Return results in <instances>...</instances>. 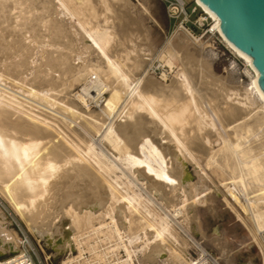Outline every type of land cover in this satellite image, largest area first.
Masks as SVG:
<instances>
[{
    "label": "bare ground",
    "instance_id": "obj_1",
    "mask_svg": "<svg viewBox=\"0 0 264 264\" xmlns=\"http://www.w3.org/2000/svg\"><path fill=\"white\" fill-rule=\"evenodd\" d=\"M195 2L219 31L218 18ZM129 7L131 0H0V192L30 230L66 255L62 264H105L120 249L127 264L139 253L152 263L167 250L182 263L183 238L180 244L170 218L152 205L155 199L167 205L178 198L172 215L184 214L187 202L197 197L186 177V161L202 170V154L211 167L218 153L213 145L220 138L219 151L234 154L238 164L222 183L226 203L250 221L251 235L264 251V161L244 150L236 131L254 109L264 113L251 59L222 36L254 71L246 87L229 86L196 56L193 44L199 40L186 32L191 42L186 37L163 48L169 64H181L172 83L141 77L145 55L138 44L127 47L136 39L134 30L123 29L122 41L116 30L124 27ZM142 11L150 15L148 7ZM132 59V65L125 63ZM77 84H83L87 96L94 89L96 98L109 92L108 117L120 110L121 120L110 124L100 140L114 150L113 158L92 138L82 139L73 129L66 131L75 137L64 133L66 122L59 126L60 117L70 124L83 118L85 134L102 127L103 118L101 123L97 117L98 124L95 117L88 121L69 97ZM138 182L152 196L136 193ZM5 216L0 211V254L21 255L22 241ZM104 243L113 244L103 249ZM200 253L195 264H217L205 250Z\"/></svg>",
    "mask_w": 264,
    "mask_h": 264
},
{
    "label": "rangeland",
    "instance_id": "obj_2",
    "mask_svg": "<svg viewBox=\"0 0 264 264\" xmlns=\"http://www.w3.org/2000/svg\"><path fill=\"white\" fill-rule=\"evenodd\" d=\"M184 1L188 4V9L191 10L194 6V0ZM144 6L148 7L150 15H146L142 11ZM129 9L126 10L127 12L124 10V27L121 28L122 26H119L116 30L121 41L123 40V29L124 32L128 31V28L134 30V39L136 38L134 43H130L131 45L128 43V45H126L127 47L130 46L129 48L133 45H139V54L141 55L142 53V56L145 55L144 59L147 60V64H145L140 74L141 77H149L165 86L171 84L180 72L181 64L178 61H174L173 65L169 64L167 59H165L166 54L163 53V51L169 42L177 44L179 41L185 40L186 37L191 42L192 39L186 34V32H189L187 30L190 29L192 33L189 32V36H193L197 38V41H200L193 44L196 49V56H201L209 62L210 70L215 77H219L221 81L223 80L222 82L229 86L237 85L236 87H246L249 84V75L246 73V68H248V66L244 59V61L241 60L242 58L231 48L229 49L235 55L230 54L222 46L214 43V41L205 34V30L198 29L190 23L182 25V18H171L169 8L164 0H131V7H129ZM199 15L200 13L198 11L191 15L190 19L194 21ZM98 20L101 21L102 17H99ZM113 47L112 51L116 52V47H114V49ZM117 50H119V47H117ZM122 54L124 56V53H119V55ZM133 55L134 54H132V57H134ZM237 56L240 59H238ZM125 63L127 65H132L133 59L125 60ZM130 69L132 70L133 68L130 67ZM82 86L83 84H77L72 88L69 97L71 96L70 98L80 107V112L87 117V119H90L88 121L91 122V119L94 120L95 118L94 123L98 124L99 121L101 123L104 121L100 124L102 127L98 130L97 134H85L86 131H84L81 126L83 124L81 123V120L83 122V118H80L81 120L75 119V123L70 124V122L60 117L59 120L61 121L59 122V126H62V124L60 125L62 121L66 122V125L61 127V129L63 128L62 130L65 131L64 133L69 134L70 131L66 130L73 129L76 135L80 136L82 139L86 138L85 140H87L89 138L88 141H90V138H92L98 149L101 148L103 151L107 150V153L105 151L104 153H106L108 157L113 158L114 150L108 144L102 143L100 140L110 124H114L115 126L121 120L119 119L120 117H118L120 110H116L113 114L114 116L110 115L111 117H108L104 111L106 109V102L110 97L109 92L96 98V89L93 90L91 96H87L82 92ZM78 94L84 98L85 103L75 96ZM261 112L259 108L254 109L250 114L251 116H247L244 123L236 128V131L238 135L242 137L241 142L245 148L243 149L245 151L248 149L247 151L250 152V156L261 157V160L263 159L262 161H264V156L262 155L264 152V113ZM97 117H100V119L96 122ZM102 118L104 119L103 121ZM248 129L250 130L248 131ZM72 133L73 132H71L70 135H72ZM72 136L75 137V135ZM219 139L220 138H218V141L215 142L214 145L212 144L213 150L218 152L216 153L217 156L215 155L217 163L215 161L211 167L206 166L207 160L205 159V155L202 156V154L199 155V162L203 168L202 170L194 163L186 161V177L188 178L189 184H192L194 195H197V197L195 201L189 200V202H187L188 207H186L187 211L184 209V214L178 217L173 216L174 208L172 210L171 206H174V203L178 202V198V200L175 199L173 204L167 205L164 204L165 202L154 198L153 208H155L161 216H166L167 214L168 218H170L169 220L173 223V225H171L177 236L183 238V244L182 239H178L180 244H182L179 246L186 251L183 253L184 260L182 263L174 261L170 255V251L166 249L167 254H165L163 258L152 263H148L144 255L139 253L137 256H134L132 264H195L202 259L200 253L201 249L210 254L211 257L216 260L217 264H264L262 243L259 238H257V240L253 239L249 229L251 224L250 221L248 219H240L226 203L225 198L227 197L222 183L230 177L234 170L233 168L238 164H236L237 160L234 154L232 158L231 152L228 153L227 151L225 152V150L219 151L222 147V143ZM117 175H120L119 171ZM122 179L125 182V178L123 177ZM138 183L139 185L134 187L136 193L138 192L144 197L152 196L145 186H142L140 182ZM217 187L219 190H216ZM250 191H254V189ZM7 198L10 200L7 195L4 197L0 192V211L6 215L5 217L8 220L9 230L15 234L17 239L22 241L21 251L27 250L31 253L37 264H39V262L42 264H62L66 255L54 252L55 250L47 245L44 238H39L40 236H38L39 234L36 231L30 230L29 224L15 212L16 210L13 204H10L11 201H8ZM194 202H196V204ZM185 212L187 213L185 214ZM112 244L113 243H104L102 248L104 249V247H109ZM4 253L0 254V262L17 255L11 251ZM126 259L125 251L120 249L109 254L107 263L105 262V264H116L117 262L127 264L124 262ZM205 264H212V262L206 261Z\"/></svg>",
    "mask_w": 264,
    "mask_h": 264
},
{
    "label": "water",
    "instance_id": "obj_3",
    "mask_svg": "<svg viewBox=\"0 0 264 264\" xmlns=\"http://www.w3.org/2000/svg\"><path fill=\"white\" fill-rule=\"evenodd\" d=\"M219 20L220 34L249 57L264 97V0H198Z\"/></svg>",
    "mask_w": 264,
    "mask_h": 264
},
{
    "label": "built area",
    "instance_id": "obj_4",
    "mask_svg": "<svg viewBox=\"0 0 264 264\" xmlns=\"http://www.w3.org/2000/svg\"><path fill=\"white\" fill-rule=\"evenodd\" d=\"M164 1L167 7L169 8V14L171 18L173 19L182 18V23H181L182 25L190 23L192 26L198 29L205 30V34H207L214 41V43L222 46L230 54L235 55L228 48V46L226 45L219 31L217 29H214V20L208 14H206L204 11L201 10V8L197 5L195 0H194V6L192 7L191 10L188 9V4L184 0H164ZM198 11L200 15L197 17V19L192 21L190 19L191 15L197 13ZM187 31L192 33L190 29ZM238 59L240 58L238 57ZM247 66L248 68H246V73L250 77V75L254 74V71L248 64ZM262 237L264 239V232L262 233ZM1 262L3 264H37L34 256L31 253H29L27 250H25V252L21 255H15L6 260H2ZM39 264H42V263L39 262Z\"/></svg>",
    "mask_w": 264,
    "mask_h": 264
}]
</instances>
